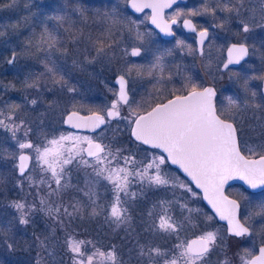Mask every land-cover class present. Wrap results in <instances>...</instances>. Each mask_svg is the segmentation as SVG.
I'll return each mask as SVG.
<instances>
[{
    "label": "snow or ice",
    "instance_id": "obj_1",
    "mask_svg": "<svg viewBox=\"0 0 264 264\" xmlns=\"http://www.w3.org/2000/svg\"><path fill=\"white\" fill-rule=\"evenodd\" d=\"M130 3L132 9L142 12L151 9L150 17L162 32L172 34L171 25L177 23L175 17L185 15L181 11L174 14L169 22L164 19V9L172 7L175 0H125ZM231 2V0H229ZM225 6V10L241 15V6ZM205 11H215L205 8ZM197 10L190 11L186 15L196 16ZM118 15L116 10L106 13V17H112L113 25L119 23L115 19ZM62 20V17H55ZM129 21V31H131ZM223 27V25H220ZM123 27V25H121ZM184 27L195 31V25L189 19L184 20ZM253 28H264V24H257L255 20L240 21V29L243 34L250 33ZM209 37L207 28L198 32L199 52L204 54V44ZM144 33L137 32L136 39L143 40ZM56 36L47 30L32 45L40 51L46 44L48 49L55 47ZM119 41L105 42L103 36L98 37L94 46L96 57H106L118 46ZM178 45H183L178 41ZM140 47H133L132 56H139ZM227 61L223 63V69L229 65L239 64L249 55V47L246 43H233L227 48ZM94 57L93 59H95ZM15 60L9 61L12 63ZM162 57H156V62L149 68L132 65L118 70L120 74L116 77L119 85L118 91L114 93L115 99L103 112L89 110L87 115H81L83 106L67 111L63 123L77 130L58 137H45L41 143L34 144L28 137L32 128L28 126L25 119H19V105H8L7 110L0 109V126L11 132L12 139L16 141L15 147L19 155L13 154L17 160L16 167L22 179H27L30 188H35L39 196V210L50 217L61 229L65 230V247L73 254V264H120L115 247L108 250L97 248L91 241L79 240L75 234L68 233L67 228L72 221L81 216L85 205L82 200L74 199L69 202L63 201V193L70 187L68 182L67 166L76 164L87 170V175L92 179L86 180L87 190L77 188L78 194L82 193L84 199L94 207L89 216H96L97 193L94 187L100 181L111 185L113 199L107 205L106 220L117 226L129 221L128 203L129 197H135V192H130L133 183H147L157 188L171 189L173 195L177 189L191 195H197L191 184L203 191V198L207 200L214 215L219 220L226 221V235H221L216 230H202L192 239H181V232L192 223L191 213L187 203H180L181 198L172 201L161 200L154 205L158 211L150 212L151 224L149 231L160 234L175 235L177 240L171 249H161L150 243L139 245V256L147 257L148 264H210V256L214 252L223 253L224 258L218 260L217 264H264V228L259 232L253 223L254 217L264 219V201L255 207L258 211L242 210L241 201L230 199L224 194V186L228 181L239 179L244 181L250 188L264 187V143L256 148L242 144L240 140L241 129L238 126L239 117L236 111L239 105L232 96L226 97V102L221 101L218 107L217 92L213 87H203L192 81L189 77L181 91L184 94L172 95L166 102L156 103L148 110L144 103H137L128 94V78L135 71L137 76L147 74L155 78V70H161L162 79ZM45 72L40 73L26 83L28 88H38L40 79L50 76L55 84L66 86L63 75H59V69L45 64ZM171 79V77H169ZM246 87V82H245ZM67 92L78 94L75 87H67ZM255 96V93L252 94ZM31 104L35 105L36 100ZM136 105L133 107V105ZM127 106L129 113L121 117L120 109ZM19 119V123L17 120ZM114 119L127 120L130 136L135 142L150 146L153 150H160L146 157L145 160H137L135 155H124L123 149H113L110 144L102 142L103 137L97 136V130L102 126H108ZM23 131L24 139L17 138V132ZM81 130H87L93 135H81ZM257 148L259 151H257ZM26 150H30L26 151ZM30 162H34L39 170V179L30 175L32 171ZM178 166L187 178V183L180 181L164 171L169 165ZM44 193L41 195V193ZM122 194L123 197L122 198ZM179 204L182 209L189 212V216L178 220L173 215L174 207ZM18 213L17 220L20 225H27L30 215L37 210L36 204H28L26 201H14L12 203ZM247 212V214H245ZM213 215L207 217L212 221ZM210 224L206 223V229ZM8 231L0 228V235ZM259 236V244L254 237ZM229 238L241 241L238 250L229 255ZM39 240V237H37ZM47 239V238H45ZM251 241V246L243 244ZM41 247H46L44 240H39ZM92 245V251H86L88 245ZM12 247L11 244L8 245ZM39 264V262H38Z\"/></svg>",
    "mask_w": 264,
    "mask_h": 264
},
{
    "label": "rangeland",
    "instance_id": "obj_2",
    "mask_svg": "<svg viewBox=\"0 0 264 264\" xmlns=\"http://www.w3.org/2000/svg\"><path fill=\"white\" fill-rule=\"evenodd\" d=\"M30 1L37 2L42 7V12H49L43 14V18L48 20L44 32L47 30L48 33L56 36L57 43L52 49H48L45 44L42 50L37 51L32 45L43 32L31 35L27 39H25V36L19 38L17 36V22L9 24L0 33V48L5 45L13 48V44L20 48V55L15 53V60L9 64L22 74L18 84H13L11 77L10 81L9 78L0 80V109L7 110L8 105L20 106L19 119H25L28 126L32 128L28 138L34 144L41 143L45 137H58L62 133L67 134L76 131L63 126L62 120L67 111L76 110V108L83 106L81 113L88 114L89 110L103 112L110 106L115 99L114 93L116 92V88L112 83L113 77L120 73L118 70L127 68L125 65L115 67L113 55L117 48L123 47L124 55L128 57L130 48L140 47L142 54L139 59L143 60L150 57L149 67L156 62V57H162V79L160 69L155 70V78L149 77L147 74L137 76L135 71L128 78L130 98L137 103H144L147 108L158 100L161 101L172 96L175 92L181 90L180 85L182 82L186 83L189 77L193 79L198 74V70L193 66V63H185L184 61L185 57L191 58L196 55L187 38L178 34L171 42L159 44L155 39L156 34L145 26L146 18L144 15L137 18L128 16L125 13L123 19L115 17L119 23L113 25L112 19L106 17L105 13L100 14V12H97L98 9L89 10L83 8V4L80 5V0L71 4L66 2L71 0ZM122 1L123 3L121 4H123V9L125 10L126 2L125 0ZM7 2L0 5V19L6 14L12 16L16 11V9H13L14 6L12 7L13 1L8 0ZM226 5L229 8L234 5L239 6L240 0H236L233 6H231L229 0H189L186 6L179 7L172 15L177 11H181L185 13V15L180 16L181 18L190 17L195 20L199 28L208 29L209 37L204 44V54L199 55V84L201 86L212 85L215 88L217 92L216 101L219 102V106H221V101L226 102V97L228 96H232L233 99L237 100L239 107L234 111L237 112L239 117L238 125L247 127V125L244 126L243 124L245 119L243 115L244 107L249 105V102H253L251 107L256 110L257 101L264 102V98L259 93V82L257 81L264 76V54L260 50L264 44V28H253L247 35L237 38L239 34H243L240 29L241 20H255L257 24H264V0H243L242 6L244 8H240L242 9L241 15L236 20L237 24L232 27L229 16L231 14L232 16L237 15L234 12L225 10ZM205 8L214 9L215 11H205ZM20 10H26V8ZM193 10H197L200 14L196 16L186 15ZM110 12L112 10L108 13ZM172 15L170 14L169 16ZM57 16L63 19H55ZM129 21L132 22L130 25L131 31H129ZM103 22H107V25L112 26L114 29L118 28V30L122 29L121 25L124 26L121 34L123 44L122 46L118 44V46L114 47L109 56L96 57L95 41L98 37L103 36L105 38L109 35V33L107 35V29L98 27L103 25ZM93 24H95V28ZM220 25H223V27ZM7 29L8 32H6ZM137 32L144 33L145 38L137 40ZM23 33L26 35V31ZM116 36L119 37L120 35L117 34ZM234 40H240L239 42L246 43L249 46L248 63L240 70H227L221 73L220 64L224 59V49ZM178 41H182L183 45H178ZM153 44L158 45V49L155 48L151 52L150 48ZM149 52L154 55H150ZM94 57L96 58L93 59ZM8 60H10L9 56L7 57ZM46 63L59 69L58 76L63 75L67 82L66 86L55 84L50 76H45L40 79L38 88L26 87V83H30L31 79L45 72L44 65ZM186 69L188 70L186 71ZM247 71L248 73L254 71L250 75L252 77V86L250 88L244 87L245 83L242 79V76H244L242 74ZM167 73L171 74V76ZM179 74L180 76H178ZM172 81L180 85L174 84ZM67 87H75L78 90V94L68 93ZM253 93H255V96L252 95ZM180 94L184 93L181 91ZM13 97L16 104L13 103ZM32 100H36L37 103L35 105L31 104ZM73 105L76 108H73ZM135 106L134 104L133 107ZM120 112L121 117H126L129 109L127 106H122ZM255 116L260 117L258 114ZM19 119L17 123H19ZM118 129L130 133L128 121L114 119L108 126H104L97 131L96 135L102 136V142L111 146L113 142L122 143L126 146L124 153L128 151L124 155H135L137 160H145L146 157L152 155V153L144 149H139L137 146L134 147L130 142L120 141ZM80 134L93 135L84 131H80ZM17 138L20 140L24 139L22 130L17 132ZM15 144L16 141L12 139L11 132L0 126V172L2 171V179H0V228L8 230L5 234L0 235V264H38V262L39 264H73L72 253L61 256L62 252L60 250L55 251L54 246L57 245L58 241V239L52 238L58 232L55 228L43 227L38 220L36 221L31 216L27 225L18 223V213L12 207V203L14 201H26L29 204L23 193V188L29 183L27 179H22L16 172L17 163L13 154L17 155L19 151ZM259 144L262 143L260 141L255 142L252 147L256 148ZM26 151L31 154L30 150ZM257 151H259L258 148ZM30 168L32 171L29 174L36 177L39 170L34 162L30 163ZM77 168L79 166L75 163L67 166V174L70 175ZM164 171L180 180V176L176 171L166 167ZM105 184L109 185L107 182ZM109 188H111V185H109ZM108 192L112 194L109 200L110 203L113 199V193L111 189H108ZM246 195L241 188L236 191V196L241 201L243 208L249 204L251 198V196L246 198ZM258 198L261 199V197ZM194 211L201 218L210 215L201 205L195 207ZM257 223L259 224L260 222ZM205 230H210V228ZM37 237H39V240L45 241L46 247L40 246ZM9 244L12 245L11 248L8 247ZM246 244H251V241ZM42 248L43 251H41ZM86 251L91 252L92 249H87ZM127 261L129 260L125 258L120 264H127ZM160 264H162V261Z\"/></svg>",
    "mask_w": 264,
    "mask_h": 264
},
{
    "label": "trees",
    "instance_id": "obj_3",
    "mask_svg": "<svg viewBox=\"0 0 264 264\" xmlns=\"http://www.w3.org/2000/svg\"><path fill=\"white\" fill-rule=\"evenodd\" d=\"M7 1L8 0H0V5L8 3ZM12 1V7L14 6L13 9H16V11L12 14V16H8L6 14L0 19V33H2V31H4L9 24L14 22H17L18 24L17 36L19 38L25 36V39H27V37L29 38L31 35L44 32V28L48 20L43 18V14L49 12H42V7L34 1ZM24 8H26V10H20ZM25 31L26 35L23 33ZM6 32H8V29ZM29 32L31 33L28 35ZM13 45V48L9 45H5L3 48H0V70L4 71L7 68L10 69L12 83L18 84V80L22 77V74L18 71V69L8 66L11 65L9 64V61L12 59V53L20 55V48L15 44ZM8 56L10 60L7 61ZM4 77H6L5 73H0V80H3ZM13 103L16 104L14 97ZM117 132H119L118 137L120 138V141L126 143L130 142L134 147L137 146L139 149H144L152 154L154 152L155 154L160 153V150H153L150 147L143 146L135 142L131 138L129 132H124V130L121 131L119 129ZM111 147L114 150L117 148L123 150L126 149V146L120 142H113ZM125 153H128V151H125ZM166 168L176 171L182 182H188V179L179 171L175 170L170 164ZM1 172L0 179H2ZM90 172L91 169L85 170L79 167L68 175L70 187L63 193V201L69 202L74 199H80L83 201L85 208L81 216L72 221L71 225L67 228V232L75 234L76 238L79 240L91 241L97 248H101L103 250H108L114 246L120 263L126 258V260H129L127 261V264H148L147 257L139 256V245H146L150 243L152 246H159L161 249L167 250L171 249L179 242L175 235L154 233L148 230L149 225L151 224L149 213L158 211L154 205L158 204L161 200L172 201L182 197L180 203H187L188 208L194 210V208L198 205H201L204 208L199 191L192 184L191 187L193 191L197 193L195 196L191 195V193H185L179 189H177L175 195H173L171 189H165L163 187L157 188L148 185L146 182L143 184L136 182L130 185V192H135L136 196L129 197L128 203L126 204L130 219L127 223L117 226L105 219L107 215L106 210L101 211V209H106L112 196L111 192H108V189L111 188H109V185L105 184L106 182L101 181L94 187V191L97 193L94 199L97 200L96 207L99 212V214L94 217L89 216V213H91L94 205L84 199L82 193L78 194L76 192L77 188L87 190L85 182L86 180L92 179V177L87 175V173ZM38 175L39 173L36 176L37 179H39ZM23 193L25 195L24 198L29 202V204H36L37 210L30 216L36 219V221L38 220L43 227L47 226L48 228H55V230L58 231L55 233V236H52V238L58 239L57 245L54 246L55 251L60 250L62 252L61 256L71 253L68 249L66 250L65 247V230L61 229L50 217L46 216L44 212L39 210V196L37 195L36 189L30 188L28 184L25 188H23ZM43 194L44 193L42 192L41 195ZM122 198H124L123 194ZM173 215L178 220H183L190 214L186 209H182L179 204H177L173 209ZM206 217L207 216H203L202 218L204 219H202L201 216H199V232L202 229L200 223H204V221L208 222ZM191 218L192 223L186 226V230L184 232H181V239H189L197 234L196 211L191 213ZM87 249H92V245H88ZM41 251H43V248Z\"/></svg>",
    "mask_w": 264,
    "mask_h": 264
},
{
    "label": "flooded vegetation",
    "instance_id": "obj_4",
    "mask_svg": "<svg viewBox=\"0 0 264 264\" xmlns=\"http://www.w3.org/2000/svg\"><path fill=\"white\" fill-rule=\"evenodd\" d=\"M76 1L77 0H71V1H66V2H67V4H71V3L76 2ZM79 2H80V5L83 4L82 5L83 8H86V9H89V10L98 9L97 12H100V14H103V13L106 14L110 10H112V11L116 10L117 13H119L116 16L117 19H118V17H119V19H123L125 13L128 16L137 17V18L144 15V17L146 18V25L145 26L148 27L149 29H151L156 34V38L155 39H156V41L159 44H167L168 42H171L174 39V37L176 38V36L178 34L183 35L185 38H187V40L189 41V45L192 47V49L196 53L195 57L194 56L191 57V58L190 57H185L184 61H185V63H187V62L193 63V66L198 70L197 76H194L192 81L199 84V55H201V54L199 52V45H198L197 39H198V32L200 30H202V28H199V25L195 22V20H193L190 17H182V18L181 17H175L177 19V23L171 25V31H172L173 35L171 37L166 38V37H163L161 35V33L156 28L152 27L149 24V15H150V11L149 10H143L142 12L136 13V12L131 11L128 8V3L125 4V10H124L123 9V4H121V3H123L122 0H80ZM188 2H189V0H185L184 2H178V3H175L174 5H172V7H170L169 9L164 11V18L166 20H168V21H171V19L174 18V15H172V13H174L179 7L186 6V4ZM235 2H236V0H231V2H230L231 6H233V4ZM241 8H244V6H241ZM240 10L242 11V9H240ZM170 14L172 16H169ZM109 18L113 19L112 17H109ZM229 18H230V23H231V27H232L234 24H237L236 20L239 17L238 16H232V14H231L229 16ZM185 19H189V20L192 21L193 25H195V29H196L195 31L187 30V29H185L183 27L182 23H183V21ZM93 27L95 28V24H93ZM98 27L99 28L103 27L104 29H107V35L109 33V35L105 37L106 39L104 38L105 42L119 41L120 46H122L123 37L121 36V34L123 33L122 29H123L124 26L121 27L122 29L118 30V28L114 29L112 26L107 25V22H103V25H99ZM101 34L103 35V33H101ZM117 34L120 35V36L117 37L116 36ZM243 35H247V34H239L237 39L241 38ZM207 39H206V41H207ZM206 41H205V43H206ZM239 41L240 40H234V41L230 42L226 46V48L224 49V52H223L224 59H223L222 63L220 64V72L221 73H224L227 70L228 71H234V70H237V69L240 70V68H242L245 64L248 63L249 55L247 57H245V59L242 60L239 64H237V65H229L228 69H223V63H225L226 60H227L226 49L228 48L229 45H231L233 43H237ZM241 43H243V42H241ZM157 46L158 45L153 44L151 46V48H150L151 52L153 50H155V48L158 49ZM135 47H137V46H135ZM261 47L262 48L260 50L263 52L262 54H264V44ZM132 48H130V50H129L128 57L124 55L123 47L122 48L120 47V48L116 49V52L113 55L114 56L113 59H114V62H115L114 63L115 67L116 68L117 67H121L122 65H125L126 67H130L132 65H136V66H143L145 69H147L149 67V64H150V62H149L150 61V57H148V59L140 60L139 57L141 56L142 53H140L139 56H132L131 52H130ZM203 48H204V46H203ZM151 52H149V53H150V55L153 56L154 54L151 53ZM249 52H250V48H249ZM168 70H169V68H168ZM187 70L188 69H186V71ZM0 73H5L6 77H4L3 80H6V78H9V81H10V77H11L10 76V69L7 68L4 71L0 70ZM253 73H254V71H251L250 73H248V71H247L246 73L242 74V75H244V76H242V79H243L244 83L246 82V87L250 88V86H252V77L250 75H252ZM119 74L120 73L116 74L115 76H117ZM167 74L169 76H171V74H169V73H167ZM115 76L113 77V80H114ZM178 76H180V74ZM172 77H174V76H172ZM113 80H112V83H113V85H114V87L116 88V91H117L118 88L115 85ZM257 81L259 82L258 83L259 84V93H260L261 97L264 98V93H263L264 76H262L260 78V80H257ZM186 83H187V80H186ZM174 84H179V83H174ZM184 84L185 83H183V82H182L181 85L179 84L181 89L183 88L182 86H184ZM208 86H210V85H208ZM127 87H128V85H127ZM203 87H207V85H205ZM211 87H213V86L211 85ZM244 87H245V85H244ZM257 90H258V87H257ZM180 93H181V90H179L178 92H175V95L176 94L180 95ZM128 94H129V92H128ZM170 98H172V96H170V97H168V98H166L164 100H161V101L158 100V101L154 102L152 105H150L148 107V110L151 107L155 106L156 103H161V102H163V101H165L167 99H170ZM216 102H217V105L219 107V102L218 101H216ZM257 103H258L257 104L258 106L256 107V110H253V108L251 107L253 102H249V105L244 107V110H243L244 114L243 115L245 116L244 117L245 119L243 121V124H244V126L247 125V127H242L243 125H241V126L238 125L239 128L241 129V132H240L241 143L242 144H246L248 147H252L255 142H259L260 141L261 143H264V105H263L264 102L257 101ZM256 114L260 115V117H258V116L256 117L255 116ZM245 120H246V122H245ZM174 169L178 171V169H176V168H174ZM238 188H241V190H243L245 192V194H247L246 198L248 196H251L249 204L246 205L245 208L242 207V210L247 209L248 211H258V209L255 206L258 205L261 201H264V188L252 190V189L245 188L240 183H231V184H229V185H227L225 187L224 193L230 199L239 200V198L236 196V191L238 190ZM199 194H200V197H201V201L204 204V209L206 208V210L209 212V214L213 215L212 221H208V222L204 221V223H200L201 228H202L201 231L206 229V223H207V224H210V230H216V231H219L221 233V235H226V225L224 223L220 222L219 220H217V218L213 214V212L210 209V207L204 202L202 193L200 191H199ZM258 197H261V199H259ZM241 206H242V203H241ZM245 214H247V212H245ZM257 222H260V223L258 224ZM253 223L256 226L257 232H259L261 230V228H264V219H261L260 217H254L253 218ZM196 228H197V234L196 235H198L199 234V214L196 215ZM194 237L195 236H193V237H191L189 239H192ZM255 239L258 242L257 243V247H258L259 236H256ZM240 245H241V241L229 238V248H230L229 255H231L233 252L237 251L238 250V246H240ZM243 246L250 247L251 244H246L245 243V244H243ZM223 258H224L223 253H221L219 251L218 252H214L210 256V264H217V261L218 260H222Z\"/></svg>",
    "mask_w": 264,
    "mask_h": 264
},
{
    "label": "water",
    "instance_id": "obj_5",
    "mask_svg": "<svg viewBox=\"0 0 264 264\" xmlns=\"http://www.w3.org/2000/svg\"><path fill=\"white\" fill-rule=\"evenodd\" d=\"M185 0H175V3H178V2H184ZM174 3V4H175ZM173 4V5H174ZM128 8L131 10V11H133V12H136V13H139V12H137V11H135L134 9H132L131 8V6H130V3H128ZM167 9H169V8H166V9H164V11L165 10H167ZM144 10H149L150 11V15H149V24L152 26V27H154V28H156L160 33H161V35L163 36V37H166V38H168V37H171L173 34H166V33H164V32H162L155 24H152V22H151V19H150V17H151V15H152V12H151V9H144ZM163 15H164V12H163ZM165 19V18H164ZM166 20V19H165ZM170 22V21H169ZM173 25V24H172ZM182 25H183V27H184V21H183V23H182ZM185 29H187V30H190V29H188V28H186V27H184ZM197 42H198V39H197ZM199 45V44H198ZM230 46V45H229ZM228 46V47H229ZM199 48H200V45H199ZM131 51H132V49H131ZM130 51V52H131ZM228 56V53H227V49H226V57ZM227 61V60H226ZM232 65H237V64H232ZM118 76V75H117ZM117 76H115V78H114V83H115V85L117 86V88H119V85L117 84V81H116V77ZM264 86V85H263ZM207 87H211V86H207ZM117 91H118V89H117ZM263 93H264V87H263ZM171 99V98H170ZM167 100H165V101H163V102H166ZM150 110V109H149ZM66 115H67V113L64 115V117H63V119L66 117ZM81 115H87V114H82L81 113ZM62 123H63V120H62ZM63 125L65 126V127H67V128H69V129H73V128H71L69 125H67V124H64L63 123ZM102 127H104V126H102ZM73 130H75V129H73ZM77 131V130H76ZM81 131H84V132H88V133H91V132H89V131H87V130H81ZM97 131H99V130H97ZM133 139V138H132ZM137 143H139V142H137ZM142 145V144H141ZM145 146V145H144ZM148 147H150V146H148ZM19 155V153L17 154V156ZM16 163H17V160H16ZM31 163V162H30ZM169 164H170V162H169ZM171 166H173V167H175V168H177L179 171H180V173L182 174V175H184L185 177H186V174H184L183 172H182V170H180L179 168H178V166H175V165H171ZM16 172L19 174V171H18V169H17V167H16ZM20 175V174H19ZM187 178V177H186ZM188 180L190 179V178H187ZM231 183H240V184H242L245 188H248V189H252V188H250L244 181H241V180H239V179H233V180H230V181H228V183L227 184H225V186H224V189H225V187L227 186V185H229V184H231ZM195 188H196V186L194 185V183L192 184ZM262 188H264V187H262ZM197 190H199L201 193H202V196H203V191L201 190V189H198V188H196ZM257 189H261V188H257ZM252 190H256V189H252ZM225 194V193H224ZM204 199V198H203ZM204 202L210 207V209H211V206L208 204V202H207V200H205L204 199ZM212 210V209H211ZM212 212H213V214H214V210H212ZM216 218H217V220H219V217H217V216H215ZM220 222H222V223H224L226 226H227V224H226V221H221V220H219Z\"/></svg>",
    "mask_w": 264,
    "mask_h": 264
}]
</instances>
